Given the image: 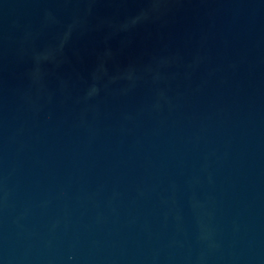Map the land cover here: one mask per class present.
I'll return each mask as SVG.
<instances>
[{
  "label": "water",
  "instance_id": "95a60500",
  "mask_svg": "<svg viewBox=\"0 0 264 264\" xmlns=\"http://www.w3.org/2000/svg\"><path fill=\"white\" fill-rule=\"evenodd\" d=\"M0 264H264V0H0Z\"/></svg>",
  "mask_w": 264,
  "mask_h": 264
}]
</instances>
